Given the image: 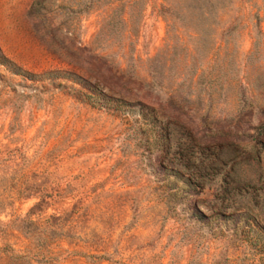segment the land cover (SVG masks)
Wrapping results in <instances>:
<instances>
[{"label":"rangeland","instance_id":"obj_1","mask_svg":"<svg viewBox=\"0 0 264 264\" xmlns=\"http://www.w3.org/2000/svg\"><path fill=\"white\" fill-rule=\"evenodd\" d=\"M167 2L0 32V264H264V0Z\"/></svg>","mask_w":264,"mask_h":264},{"label":"trees","instance_id":"obj_2","mask_svg":"<svg viewBox=\"0 0 264 264\" xmlns=\"http://www.w3.org/2000/svg\"><path fill=\"white\" fill-rule=\"evenodd\" d=\"M167 3V6L165 5L162 7V12L169 18V29L175 30V34L179 30L183 32L187 30L189 34H193L195 37H201L205 34L206 27L189 31L187 27H185V23H183L184 20L188 17H196L199 20L206 21L211 14L215 15L216 20L218 13L225 7L226 0H168ZM70 64H74V62L70 61ZM96 85L98 87H106V85L100 83V81H97ZM119 101L123 104L127 103L122 97Z\"/></svg>","mask_w":264,"mask_h":264},{"label":"crops","instance_id":"obj_3","mask_svg":"<svg viewBox=\"0 0 264 264\" xmlns=\"http://www.w3.org/2000/svg\"><path fill=\"white\" fill-rule=\"evenodd\" d=\"M34 0H0V32L29 28L27 12ZM0 36H4L1 34ZM10 38H18L17 33H8ZM13 44V43H11ZM17 43H15L16 45Z\"/></svg>","mask_w":264,"mask_h":264}]
</instances>
